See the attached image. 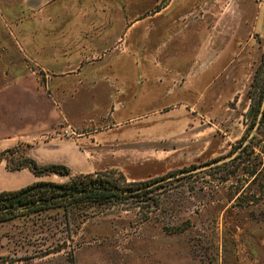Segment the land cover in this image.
I'll list each match as a JSON object with an SVG mask.
<instances>
[{"label":"rangeland","instance_id":"rangeland-1","mask_svg":"<svg viewBox=\"0 0 264 264\" xmlns=\"http://www.w3.org/2000/svg\"><path fill=\"white\" fill-rule=\"evenodd\" d=\"M259 2L0 0V191L67 179L6 168L22 156L88 174L89 144L90 173L155 200L0 221V264H264Z\"/></svg>","mask_w":264,"mask_h":264},{"label":"trees","instance_id":"trees-1","mask_svg":"<svg viewBox=\"0 0 264 264\" xmlns=\"http://www.w3.org/2000/svg\"><path fill=\"white\" fill-rule=\"evenodd\" d=\"M263 95L264 85L258 91V97L261 98ZM7 151L13 152L14 150L8 149ZM5 166L12 171L26 168L38 177L56 174L67 177V179L63 182L36 181L19 189L0 191V221L51 208H62L65 213L82 209L79 211V215H87L88 205L106 204L124 199H134V201L149 199L147 200L148 205L151 203L154 205L155 201L147 196L154 190V188H148L147 183L134 184L131 182L126 186H120L117 182L97 174L71 176L69 167L64 164H38L28 156H22L17 163H7Z\"/></svg>","mask_w":264,"mask_h":264},{"label":"crops","instance_id":"crops-1","mask_svg":"<svg viewBox=\"0 0 264 264\" xmlns=\"http://www.w3.org/2000/svg\"><path fill=\"white\" fill-rule=\"evenodd\" d=\"M49 1L50 0H20V5L22 6V8L25 10V11H30V12H36V11H39L45 7H47L49 5ZM260 4H264V0H261V2H259ZM95 136V132L94 130H90V131H87V140H89L90 143H92V137ZM92 146H90L89 144H87V150L85 149V147L82 148V152L83 154H87V173H90V172H93L97 169H100L98 168L97 166V162L96 160H91L89 158V156H92ZM53 161L55 162H58V163H61V164H64V165H69L72 167V165L65 159H62L60 157H55L53 158ZM100 167V166H99ZM20 170H17V172H19Z\"/></svg>","mask_w":264,"mask_h":264},{"label":"water","instance_id":"water-1","mask_svg":"<svg viewBox=\"0 0 264 264\" xmlns=\"http://www.w3.org/2000/svg\"><path fill=\"white\" fill-rule=\"evenodd\" d=\"M263 106H264V95H263L261 106H260L261 109L263 108ZM260 112H261V110H260ZM249 113H250V110L248 111L247 116L249 115ZM236 154H237V151H235L233 153H230V154H227L225 156L213 159V160H211L209 162H206L204 164H200V165H198V166H196L194 168H191V169L182 171L180 173L174 174L172 176H169V177L165 178V180L176 178V177L182 176V175H187V174H191V173L204 171L206 169H210L212 167L224 164V163H226L228 161H231L235 157ZM163 181H164V179H163Z\"/></svg>","mask_w":264,"mask_h":264}]
</instances>
